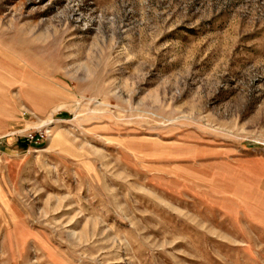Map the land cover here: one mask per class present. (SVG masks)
<instances>
[{"label":"rangeland","instance_id":"obj_1","mask_svg":"<svg viewBox=\"0 0 264 264\" xmlns=\"http://www.w3.org/2000/svg\"><path fill=\"white\" fill-rule=\"evenodd\" d=\"M0 264H264V0H0Z\"/></svg>","mask_w":264,"mask_h":264},{"label":"built area","instance_id":"obj_2","mask_svg":"<svg viewBox=\"0 0 264 264\" xmlns=\"http://www.w3.org/2000/svg\"><path fill=\"white\" fill-rule=\"evenodd\" d=\"M52 136V130L49 128L39 129L35 132H29L24 136V143L28 147L40 148Z\"/></svg>","mask_w":264,"mask_h":264}]
</instances>
